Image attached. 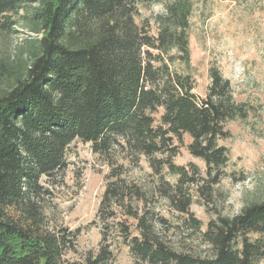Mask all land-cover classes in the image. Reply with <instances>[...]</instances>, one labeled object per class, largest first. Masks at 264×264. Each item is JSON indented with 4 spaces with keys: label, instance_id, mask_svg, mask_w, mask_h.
Segmentation results:
<instances>
[{
    "label": "trees",
    "instance_id": "1",
    "mask_svg": "<svg viewBox=\"0 0 264 264\" xmlns=\"http://www.w3.org/2000/svg\"><path fill=\"white\" fill-rule=\"evenodd\" d=\"M148 1L0 0V27L18 25L34 34L24 41L26 56L21 48L14 63L0 59V264H113L108 225L116 207L125 216L115 221L120 234L141 262L256 264L264 257V199L231 217L218 215L204 231L189 210L191 195L182 186L196 181L197 167L189 164L190 171L170 160L184 134L191 138L190 154L206 165L202 180L210 189L228 162L227 148L218 143L230 135L226 124L246 118L248 110L215 66L208 69L204 98L193 92L189 74L170 68L175 59L190 63V0H171L154 17L155 34L146 20H135L138 4ZM26 5L32 9L25 22L11 18ZM75 140L91 143L111 167L97 212L99 248L81 259L67 257L76 250L78 231L50 223L32 198L42 176L64 174L65 151ZM116 149L136 163L145 156L158 172L165 163L178 176L169 201L199 231L208 253L176 246L161 231L164 216L132 206L144 192L121 177ZM157 153L167 159H155ZM129 219L138 235L131 236Z\"/></svg>",
    "mask_w": 264,
    "mask_h": 264
},
{
    "label": "rangeland",
    "instance_id": "2",
    "mask_svg": "<svg viewBox=\"0 0 264 264\" xmlns=\"http://www.w3.org/2000/svg\"><path fill=\"white\" fill-rule=\"evenodd\" d=\"M170 1L150 0L138 4L136 22L146 20L150 33L155 34L154 17L162 13ZM190 2L192 12L187 29L190 63L186 66L175 59L170 68L189 74L194 82L193 92L204 98L210 83L208 69L215 66L229 80L234 99L244 103L248 110L246 118L226 124L230 135L218 143L227 148L228 162L223 169V177L210 189L202 180L206 176L204 161L188 151L187 145L191 141L188 134H184L183 143L170 159L173 164L185 166L190 171L189 164L197 167L196 181L182 187L191 195L189 210L201 221L200 231H204L209 220L218 215L231 217L245 205L264 199V0ZM31 7L24 6L18 15L11 18L25 22L22 17L31 11ZM11 27H0V59L9 57L13 61L10 63H14L20 49L26 47L25 39L34 37V34L18 25ZM22 49L25 53L26 50ZM161 112L160 108L153 114L156 125L160 123ZM174 143L177 144L176 141ZM114 157L123 166L121 177L126 183L135 184L144 192L140 201L131 200L132 206L139 213L149 209L150 215L164 216L168 224L161 231L176 246L195 253H208L199 231L189 227L186 214L176 211L169 201L178 178L169 166L164 163L158 172L145 156H140L136 163L128 153L118 149ZM154 158L167 159L164 153H157ZM65 159L64 174L49 179L42 176L40 190L32 198L41 206L50 223L78 231L76 250L69 252L67 257L81 259L87 253L95 254L99 248L102 224L97 212L106 185L111 180L108 178L111 167L104 156L92 150L91 143L79 140L67 147ZM115 210L116 219L109 220L108 225L113 264H147L133 256L122 238L115 221L125 216L121 208L116 207ZM128 221L131 236L138 235L134 220ZM256 264H264V257Z\"/></svg>",
    "mask_w": 264,
    "mask_h": 264
}]
</instances>
